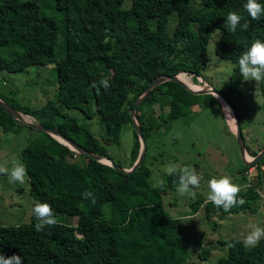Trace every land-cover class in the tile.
Here are the masks:
<instances>
[{"label":"trees","instance_id":"trees-1","mask_svg":"<svg viewBox=\"0 0 264 264\" xmlns=\"http://www.w3.org/2000/svg\"><path fill=\"white\" fill-rule=\"evenodd\" d=\"M257 2L264 5V0ZM53 3L52 9L61 15L65 28L63 54L57 51V17L46 13L41 0H0V70L20 72L35 64L54 63L56 102L78 109L87 117L93 108L105 131L103 142L71 116L61 115L58 121L60 112L55 101L33 107L15 97L0 94V98L99 155L110 156L105 145L120 143L123 125L132 123L129 108L155 77L185 72L194 74L192 80L197 82L196 77L201 76L200 59L215 29L221 30L215 41L216 54L235 63L229 81L219 89L232 103L231 96L242 80L238 58L254 40L264 42V16L259 21L252 20L243 7L246 0ZM233 11L241 16V24L249 25L247 30L238 26L231 33L224 28L226 16ZM172 13L176 14V24L170 34L168 20ZM102 79H108L109 90L100 86ZM259 85L264 96V81ZM214 101L217 98L212 93L193 94L179 83L166 80L141 100L136 117L147 140L172 120L187 116L194 104L210 105ZM19 125L0 107L3 131ZM245 146L254 156L264 144L255 149ZM139 150L140 141L133 128L129 165L124 167L134 163ZM147 152L148 145L142 164L129 174L79 154L37 130L21 150L30 181L32 209L35 202L49 204L57 224L37 232L38 221L31 209L30 222L0 225V254L19 255L22 264H185L187 252L178 234L180 218L162 207L163 194L174 189L177 176L168 175L164 185H153L150 167L145 164ZM77 157H85L86 165H81ZM253 165L258 167L259 186H264V156ZM246 168L243 164L239 172ZM85 192L93 194L95 203L91 197L82 196ZM240 198L246 203L229 212L198 198L191 204V211L196 213L202 207L207 216L218 219L258 211L261 197L254 187L241 189L237 199ZM226 243L227 252L218 264H264V238L254 248L244 247L236 238ZM208 253L204 249L200 257Z\"/></svg>","mask_w":264,"mask_h":264},{"label":"rangeland","instance_id":"rangeland-1","mask_svg":"<svg viewBox=\"0 0 264 264\" xmlns=\"http://www.w3.org/2000/svg\"><path fill=\"white\" fill-rule=\"evenodd\" d=\"M41 1L47 8L46 13L57 17V51L63 54L65 28L61 15L52 9L53 0ZM175 24L176 14L172 13L168 20L170 34ZM220 36L221 30L215 29L204 56L200 59L201 76L196 77V83L192 80L194 74L181 72L180 75H185L200 88L206 83L217 91L224 88L233 73L235 63L216 54L215 41ZM99 67L103 69L100 64ZM56 88L54 63L35 64L20 72L0 70V94L15 97L20 102L33 107H40L47 101L56 102ZM255 91V81L242 79L231 96L240 119L244 142L252 149L264 144V96L260 91V85L257 87L256 96ZM55 106L60 112L57 117L58 121L62 120L61 115L71 116L103 142L105 131L93 108L89 111L90 117H87L78 109L66 108L57 102ZM225 109L229 108L218 99L210 105L198 102L191 107L187 116L172 120L167 127L154 131L146 140L148 152L145 164L150 167V182L153 185H164L167 182L169 166L177 168L187 166L195 169L197 175L202 178L200 187L193 189L189 194L179 195L176 190L178 183L174 189L163 194L162 207L164 210L171 216L180 218L178 234L187 252L185 264H218V259L227 252L226 242L231 238L243 242L245 235L252 230V226L264 227V201L262 199L259 201L258 211L254 214L241 212L218 219L215 216H207L202 207L196 213L191 211V204L195 200L207 199L208 182L212 178L220 179L227 176L240 189L246 188L250 182H256L255 177L248 180L238 172L243 166V159L236 140L235 129H231L230 126V123L234 124L233 114L231 112L228 116ZM23 115L29 121L38 122L30 115ZM133 128L132 123L124 124L120 143L105 145L109 157L119 162L122 167L129 165ZM36 134L37 130L22 123L7 131H3L0 127V166L11 169L13 162L24 166L21 150ZM77 159L81 165H86L85 157H77ZM31 209L32 197L28 175L23 184H11L7 175L0 174V225H19L30 222ZM204 249H208L209 253L207 257L201 258L200 254Z\"/></svg>","mask_w":264,"mask_h":264},{"label":"clouds","instance_id":"clouds-1","mask_svg":"<svg viewBox=\"0 0 264 264\" xmlns=\"http://www.w3.org/2000/svg\"><path fill=\"white\" fill-rule=\"evenodd\" d=\"M243 7L249 17L254 21H259L262 16H264V5L258 3L257 0H246ZM238 26L243 30H247L249 27L247 23L241 24V16L237 12H229L226 16L224 28L231 33H235ZM238 64L242 79L244 81L256 82V91L254 93L256 96L258 85L260 82L264 81V42L258 39L254 40L250 47L240 55ZM100 86L106 91L109 90L110 83L108 79H102L100 81ZM93 87H96L99 92V87L96 84H93ZM225 110L228 112L229 116V114H231L230 109ZM232 119L235 120L234 118ZM167 173L168 175L177 176L178 187L176 190L181 196L189 194L193 189H198L200 187L202 178L197 175L195 169L187 166L182 168L169 166ZM0 174L7 175L8 181L11 184H23L25 182L27 170L22 164L13 162L11 169L0 166ZM208 189L207 202L214 204L218 209H222L224 212H229L237 205L243 206L246 203L243 198L237 199L241 189L239 186L234 185L227 176L221 177L220 179L212 178L208 182ZM82 196L85 199L91 197L92 202L95 203V198L91 192L82 193ZM32 212L38 221V223L35 224V230L37 232L43 231L45 227L56 226L57 220L49 204L35 202ZM262 238H264V228L252 226V230L249 231L243 239V245L246 248H254L259 244ZM22 260L23 258L19 255L5 257L3 254H0V264H22Z\"/></svg>","mask_w":264,"mask_h":264},{"label":"water","instance_id":"water-1","mask_svg":"<svg viewBox=\"0 0 264 264\" xmlns=\"http://www.w3.org/2000/svg\"><path fill=\"white\" fill-rule=\"evenodd\" d=\"M179 74L180 73L174 74V75L162 74V75L155 77L153 80H151L145 86V88L143 89L141 94L135 99L132 107L129 108L128 112H129V115L132 119V123H133L134 129L137 133L138 139L140 141V150H139V154H138L136 160L128 168L120 166L112 158H110L108 155H99V154L93 153V152L85 149L80 144H78L76 141H74L71 137H68V136L62 134L59 130H57L55 128L47 127V126L42 125L38 122L26 120L20 111H18L16 108H14L13 106H11L9 103H7L6 101H4L1 98H0V107L5 112H7L11 117H13L17 121H19L20 123L27 125V126H30L35 130L45 131L46 133L50 134L55 139H57L59 142L67 145L73 151H75L79 154H83L86 157H90V158L95 159V160L100 161V162L102 161V159H105L108 161L107 164L109 166H111L115 169L125 171V172L130 174L133 171H135L142 164L143 159H144L145 154H146V150H147L146 138L144 137L142 127H141V125L138 122L137 117H136V108L139 105V103L141 102V100L149 93V91L151 89H153L155 86L159 85L160 83H162L166 80H172V81L179 83L184 88L190 90L193 94L212 93L217 99H218L217 95L221 96L222 99L230 107V110L233 114V118L235 119L234 120L235 135H236V140L238 143L239 151H240L242 159H243V164L246 166H251V165L255 164L259 159H261L264 156V146L254 156H249L247 154L246 146L244 143V137H243V133H242L241 125H240V119H239L238 113H237L233 103L222 92L217 91L212 86L202 87V88H197V89H193V88L187 86L184 82H182L179 79ZM56 136H59L64 140L62 141V140L58 139ZM246 154H247V157H246Z\"/></svg>","mask_w":264,"mask_h":264},{"label":"built area","instance_id":"built-area-1","mask_svg":"<svg viewBox=\"0 0 264 264\" xmlns=\"http://www.w3.org/2000/svg\"><path fill=\"white\" fill-rule=\"evenodd\" d=\"M261 169H264V166H261ZM248 180L252 179L253 177L256 178V182H250L247 184L248 186H252L256 189V191L259 193L261 199L264 201V186H259L258 183V167L256 165H251L246 168L242 173Z\"/></svg>","mask_w":264,"mask_h":264},{"label":"bare ground","instance_id":"bare-ground-1","mask_svg":"<svg viewBox=\"0 0 264 264\" xmlns=\"http://www.w3.org/2000/svg\"><path fill=\"white\" fill-rule=\"evenodd\" d=\"M179 79L182 81V82H184L187 86H189V87H191V88H193V89H197V88H200L197 84H194L191 80H189V78H187L185 75H183V74H179ZM203 85H204V82H203ZM204 87H209L208 86V84L206 83L205 84V86ZM217 97H218V99L221 101V103L222 104H225L229 109H230V107L228 106V104L222 99V97L221 96H219V95H217ZM23 117L26 119V117L23 115ZM30 119V118H29ZM27 120V119H26ZM231 122H233V121H231ZM233 125V127H234V124H232ZM58 139H60V140H64V139H62L61 137H59V136H56ZM246 157H247V154H246ZM102 161L103 162H105V163H107L108 161L107 160H105V159H102Z\"/></svg>","mask_w":264,"mask_h":264},{"label":"crops","instance_id":"crops-1","mask_svg":"<svg viewBox=\"0 0 264 264\" xmlns=\"http://www.w3.org/2000/svg\"><path fill=\"white\" fill-rule=\"evenodd\" d=\"M228 122H229V121H228ZM229 123H230V122H229ZM230 126H231V129H233V130H234V127H233V125H231V123H230ZM246 150H247V149H246ZM247 154L250 156V154H249L248 150H247ZM248 158H249V157H248ZM240 170H241V169H240ZM238 172H239V171H238ZM239 173H241V174H242V173H243V171H242V172L240 171ZM241 174H240V175H241ZM242 175H243V174H242ZM243 176H244V175H243Z\"/></svg>","mask_w":264,"mask_h":264}]
</instances>
